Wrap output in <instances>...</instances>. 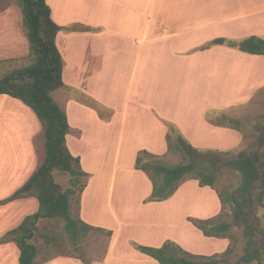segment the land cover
<instances>
[{"label": "rangeland", "instance_id": "1", "mask_svg": "<svg viewBox=\"0 0 264 264\" xmlns=\"http://www.w3.org/2000/svg\"><path fill=\"white\" fill-rule=\"evenodd\" d=\"M225 1L198 0L197 6L202 12L207 4L223 6ZM160 11L156 9L155 13ZM165 12V16L171 14L177 20L181 15L179 8L166 9ZM3 17L10 18L11 26L3 25ZM18 17L20 20V10L14 1L0 0V76L30 62L28 43ZM204 19L209 20L207 15ZM184 20H190L188 24L191 25L186 26L190 28L204 22L201 17ZM144 26L140 25V31ZM175 26L184 31V26ZM220 30H223L221 26H209L202 32L190 31L180 36L184 40L181 42L151 41L150 35L140 32L142 43L108 39L95 42L89 48L92 54L95 47L97 61L85 65L83 69L91 72L87 90L98 101L85 96L79 102L84 105L85 111L78 110L76 106L71 108L72 122L84 127L86 138L81 141L79 150L76 149L88 174L86 183L90 185L82 198V216L119 231L120 238L113 257L132 256L126 254L121 246L122 240L128 237L137 243L161 244L163 240L170 241L191 255L217 258L229 244H233L230 239L204 237L188 219L212 217L219 205L215 191L234 188L239 180L237 175L228 172L219 175L214 189L199 187L194 180H184L166 204H152L147 200L140 202L146 188L150 196L152 186L147 175L134 168L137 153L141 150L148 152L146 148H152L148 153L166 164L181 160L179 153H167L166 124L171 125V121L184 130L193 144L208 145L197 148L234 155L253 143L257 126L264 124V87L250 92V95L249 90L243 88L251 85L250 81L254 78L251 70L255 73L264 70L262 61L232 56L228 52L230 50L223 47H214L204 56L191 57L185 53L199 40L207 46L220 34ZM243 38L239 35L229 39L237 41ZM131 47L133 56H122L123 65L115 53ZM201 49L196 47L192 50ZM261 59L264 61V57ZM68 92L69 89H59L52 94L65 113ZM153 110L171 120L165 122L158 118L166 128L165 135L156 128L157 116L154 119ZM200 114H204L212 124L221 115L236 119L239 131L206 132L199 123ZM37 121L33 111L16 99L10 98L0 104V183L8 178L7 173H12V192L20 188L19 175L16 174L20 167L25 164L32 170L43 159V129ZM24 140L30 142L29 152L24 151ZM55 179L64 189L69 187L68 176L56 174ZM112 179L113 188H110ZM1 185L0 190L8 188V185ZM79 207L80 198L74 195L70 199L74 217H78ZM114 214L119 218H115ZM261 215L264 217V212ZM211 219L231 223L229 207H220L218 214ZM129 220L143 225L130 228L127 224ZM232 233L236 237L233 253L224 256L226 262L221 264H239L242 238L237 228L233 227ZM109 237L103 232H91L75 245L63 231L61 221L46 220L41 222L32 243L43 258L70 255L83 258L89 264L93 258L103 256Z\"/></svg>", "mask_w": 264, "mask_h": 264}, {"label": "trees", "instance_id": "2", "mask_svg": "<svg viewBox=\"0 0 264 264\" xmlns=\"http://www.w3.org/2000/svg\"><path fill=\"white\" fill-rule=\"evenodd\" d=\"M12 1L20 10L30 62L0 76V96L16 99L33 111L43 129L44 156L27 181L10 197L0 201V206L24 198H35L38 202L37 211L26 216L17 228L8 231L0 243L14 242L19 249V264H34L37 249L31 240L40 220L61 221L63 231L75 245L91 232H103L108 237L112 233L85 224L74 217L70 209L71 197L80 198L88 174L83 171L79 158L74 157L67 147V116L52 98L56 90L64 87V61L56 46V36L63 28L53 22L46 0ZM211 46H225L244 54L264 56V40L256 36L238 41L216 38L206 48ZM216 124L239 131V121L225 115H221ZM166 128L167 153L177 152L181 160L166 164L145 150L137 153L134 168L145 173L152 186L147 201L168 200L184 180H194L199 187L214 189L219 175L224 172L235 174L239 180L234 188L215 191L221 209L229 207L231 223L216 219H188L204 237L230 239L233 244H229L219 258L191 255L170 241L160 247L134 244V248L158 264H221L226 262L224 256L233 253L236 237L232 228L235 227L242 238V253L237 263L264 264V217L261 215L264 212V124L257 126L253 143L234 155L196 148L173 125L166 124ZM56 174L68 176V188L64 189L56 181Z\"/></svg>", "mask_w": 264, "mask_h": 264}, {"label": "crops", "instance_id": "3", "mask_svg": "<svg viewBox=\"0 0 264 264\" xmlns=\"http://www.w3.org/2000/svg\"><path fill=\"white\" fill-rule=\"evenodd\" d=\"M52 2L53 6H51ZM197 2L198 0H46L49 8L51 7L50 11L53 22L59 27L63 28L60 32H58L56 36V46L64 61L62 73L64 87L61 88V90L69 89L70 91V93L68 92L69 98L65 108L69 125V133L66 136V144L70 153L74 157L79 158L81 167V157L76 149L80 147V145L82 144V140H86L85 130L84 127H81V125L74 124V122H72L71 108H73V106H76L78 110L85 111L84 105L79 103L81 99L85 98V96H88L94 101L97 100L95 95L87 90L89 85L88 80L90 79L91 72L83 69L85 68V65L95 64L97 61L95 47L93 48L92 54H90L89 52V48L93 43L107 41L108 39H113L118 42L138 43L140 41V43H142L140 39V32H146V35H150L149 40L151 41L161 39L166 41L179 40L181 42L184 40L180 36L188 34L190 33V31L195 33L202 32L209 26H221V28L223 29L220 30V34L218 36H215L216 38L230 40L229 38L240 35L242 37L244 36L243 39L250 36H256L264 40V0H226L223 3V6L212 3L210 5L207 4V7H205L202 12L200 11L201 7L197 6ZM199 2H201V0H199ZM178 8L181 13L180 16L178 15V20L175 18V16H170L171 14L165 16L167 14V12H165L166 9L176 10ZM156 9L161 10L160 13H155ZM205 15L208 16V21L204 19ZM115 17H117V19ZM192 17L196 19L201 17L204 22H198V24L191 26V28L186 27L191 24H188L190 20L185 21L184 18ZM3 18L5 19L3 20V25L6 27L11 26L10 18ZM20 21L21 19L19 20L18 17V23ZM178 24L184 26V31L177 29V26L175 25ZM140 25H145L142 31H140ZM72 27H79L82 29L86 28L88 30L75 31L72 29ZM202 43L203 42H201L200 40L197 41L196 44L192 46V48L187 51L185 50V53H187L191 57L195 55L204 56L208 54L209 51L214 47H223L230 50L228 52L232 56H239V58L248 57L256 62L262 61V64H264L263 59H261L264 56L244 54L225 46H211L209 48H206V44L203 45ZM196 47H200V49H202L199 51H193L192 49ZM115 54L118 56L119 61L124 65L125 63L122 61L121 57L124 56L125 58H127L128 56H133V48H127L125 49V51H121ZM174 54L176 55L178 53L174 52ZM251 72L254 77L253 80L250 81L251 85L249 87L243 88V90H249V95L250 92L264 87V70L261 73H255L254 70H251ZM77 92H79V94H77ZM5 97L7 96H0V104L5 100L10 99ZM153 112L155 113L154 119L157 116V118L155 119L158 123L156 125V128L159 129L160 134L164 133L165 135L166 128L163 126V124L159 123L160 121L158 120V118L162 119L165 122L166 120H171L166 119V117L162 116L157 111L153 110ZM170 123H172L171 125H173L176 130L178 129L177 131L180 133V135H182V137L185 138L194 147L196 146L197 148V146H208L206 144H193V141L190 140V137L185 134L184 130L178 124L173 121H171ZM199 123L203 128L206 129V132L224 130L226 132L232 133L231 130H233L231 128L225 129L227 127L219 128V125H217L216 123H214L215 125L210 123V121L206 118V116H204V114H200ZM39 127L42 129L41 125H39ZM24 141L26 143L24 144V151L29 152L28 143L30 142H27L26 140ZM30 149L31 146H29V150ZM146 150L148 152H151L152 148H146ZM35 168L31 170L24 164L20 167L19 171L16 172V174L19 175L20 187L31 176ZM82 169L84 172H86L83 167ZM7 174L8 178L4 181L2 179L3 182L0 183L3 187L8 185V188L6 190L4 188L0 190V201L7 199L19 189L16 188L12 192V173ZM113 181L114 180L112 179L110 182V188H113ZM15 183L19 185L18 182ZM89 186L90 185L86 183V187L84 188L80 196L78 218L82 222L93 228L111 231L112 233L109 237L103 256L100 258H93L90 264H158L155 260L151 259L148 256L145 257L146 255L144 256V254L138 252L133 245L136 244L142 246L146 245L149 247H160L164 240L160 242L161 244H148L137 243L131 237H128L122 240L121 246L124 251H126V254L130 253L132 256L113 257L117 242L120 238L119 231L109 228V226L103 225L102 223L96 222L94 219L88 220L82 216V198L83 196H85V192L89 190ZM145 190L146 191L143 195L144 197L140 199L141 203L145 202L148 198L147 188ZM210 193L212 194L211 191ZM151 203L166 204V200L162 202ZM220 207L221 206L219 202L216 212L212 215V217L208 219L216 216ZM37 209L38 202L35 198L18 199L8 202L5 205H1L0 239H2L8 231L17 228L26 216L34 214ZM114 216L117 219L119 218L116 214H114ZM43 221L46 220H40L38 222V229L41 222ZM127 224L130 228L137 225H143V223H138L132 220H129ZM32 241L33 239L31 240V243ZM133 250H136L135 252H138L140 254L137 253V255H135ZM0 264H19V249L14 242L10 241L0 243ZM34 264L84 263L79 257L70 255H56L48 258H43V254L40 253V251L37 249Z\"/></svg>", "mask_w": 264, "mask_h": 264}, {"label": "bare ground", "instance_id": "4", "mask_svg": "<svg viewBox=\"0 0 264 264\" xmlns=\"http://www.w3.org/2000/svg\"><path fill=\"white\" fill-rule=\"evenodd\" d=\"M49 1H52V0H49ZM50 4V3H49ZM51 6H53V2H52V4H51ZM51 8V7H50Z\"/></svg>", "mask_w": 264, "mask_h": 264}]
</instances>
